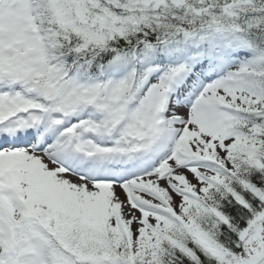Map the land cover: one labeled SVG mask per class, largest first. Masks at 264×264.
<instances>
[{
	"label": "snow or ice",
	"instance_id": "6c2138e0",
	"mask_svg": "<svg viewBox=\"0 0 264 264\" xmlns=\"http://www.w3.org/2000/svg\"><path fill=\"white\" fill-rule=\"evenodd\" d=\"M0 264H264V0H0Z\"/></svg>",
	"mask_w": 264,
	"mask_h": 264
}]
</instances>
